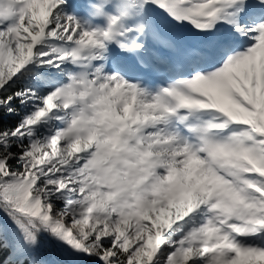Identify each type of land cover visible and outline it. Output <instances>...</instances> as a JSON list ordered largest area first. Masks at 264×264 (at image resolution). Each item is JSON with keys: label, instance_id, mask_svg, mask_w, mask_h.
<instances>
[{"label": "snow or ice", "instance_id": "obj_1", "mask_svg": "<svg viewBox=\"0 0 264 264\" xmlns=\"http://www.w3.org/2000/svg\"><path fill=\"white\" fill-rule=\"evenodd\" d=\"M0 264H264V0H0Z\"/></svg>", "mask_w": 264, "mask_h": 264}]
</instances>
